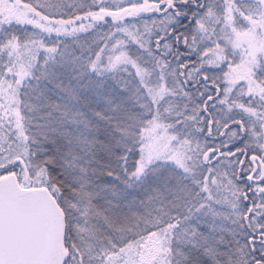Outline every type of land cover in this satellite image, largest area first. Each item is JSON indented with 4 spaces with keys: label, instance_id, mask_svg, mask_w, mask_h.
Segmentation results:
<instances>
[{
    "label": "snow or ice",
    "instance_id": "obj_1",
    "mask_svg": "<svg viewBox=\"0 0 264 264\" xmlns=\"http://www.w3.org/2000/svg\"><path fill=\"white\" fill-rule=\"evenodd\" d=\"M92 4L0 0V264H264V0Z\"/></svg>",
    "mask_w": 264,
    "mask_h": 264
},
{
    "label": "trees",
    "instance_id": "obj_2",
    "mask_svg": "<svg viewBox=\"0 0 264 264\" xmlns=\"http://www.w3.org/2000/svg\"><path fill=\"white\" fill-rule=\"evenodd\" d=\"M22 3L31 2L33 5H36L37 0H21ZM40 4H44L48 7L38 9L46 14H49L54 19H70L74 15H82L84 11H87L89 8L91 10H98V5H93L92 0H39ZM83 4V8L77 7L75 11L72 8L68 7L69 5H81ZM55 6V7H52ZM84 23H88V21H84ZM142 26V25H141ZM30 27V26H29ZM108 31V27L105 26L102 30H96L93 32L91 36H89V41L95 40L99 43L100 36ZM87 35V34H82ZM95 47V44L93 45ZM98 50V49H97Z\"/></svg>",
    "mask_w": 264,
    "mask_h": 264
},
{
    "label": "rangeland",
    "instance_id": "obj_3",
    "mask_svg": "<svg viewBox=\"0 0 264 264\" xmlns=\"http://www.w3.org/2000/svg\"><path fill=\"white\" fill-rule=\"evenodd\" d=\"M106 3H108L109 5H111V0H105ZM94 11H98L97 9L94 10ZM80 22L78 21L77 24H79ZM150 23V21H149ZM141 26V25H140ZM243 159V157H241Z\"/></svg>",
    "mask_w": 264,
    "mask_h": 264
},
{
    "label": "flooded vegetation",
    "instance_id": "obj_4",
    "mask_svg": "<svg viewBox=\"0 0 264 264\" xmlns=\"http://www.w3.org/2000/svg\"><path fill=\"white\" fill-rule=\"evenodd\" d=\"M222 139V138H221Z\"/></svg>",
    "mask_w": 264,
    "mask_h": 264
}]
</instances>
